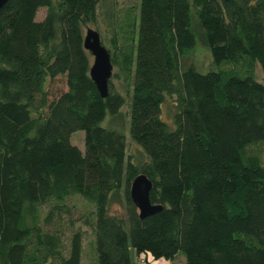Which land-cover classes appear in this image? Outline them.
Here are the masks:
<instances>
[{
	"label": "trees",
	"instance_id": "obj_1",
	"mask_svg": "<svg viewBox=\"0 0 264 264\" xmlns=\"http://www.w3.org/2000/svg\"><path fill=\"white\" fill-rule=\"evenodd\" d=\"M100 1L0 7V264H81L71 196L92 207L76 221L91 228L97 264L178 252L184 264H264V162L246 152L264 141V83L253 74L256 63L264 79V0H139L137 21L127 16L120 40L103 45L128 93L124 123L122 94L108 80L99 95L82 47ZM198 29L214 71L182 63ZM58 77L65 88L51 93ZM78 130L82 150L70 142ZM139 173L161 206L142 219L128 194Z\"/></svg>",
	"mask_w": 264,
	"mask_h": 264
},
{
	"label": "rangeland",
	"instance_id": "obj_2",
	"mask_svg": "<svg viewBox=\"0 0 264 264\" xmlns=\"http://www.w3.org/2000/svg\"><path fill=\"white\" fill-rule=\"evenodd\" d=\"M139 0H101L98 5V13H97V20L96 23H87L86 25L81 26L82 34L85 32L86 27H90L96 30L99 34L100 41L102 45H104L109 50L111 47L109 46V39L111 35L117 33L116 38L120 37L119 28L118 26L121 23H124V19L127 16L137 21V6ZM44 9L39 10L36 13V19L41 18L43 16ZM193 26L197 27L194 21ZM198 38L196 46L186 52L183 56L182 63L184 65H192L194 69L198 72H206V71H214L218 67V65L214 64L211 59V55L209 53L208 47L205 46L202 36L200 35V31L198 29ZM120 40V38H119ZM91 62V56L89 58ZM117 71L115 67H112V74L110 76V82L112 83L114 90L118 91L122 94L124 98V104L120 108L122 113V117L124 118L123 123L125 122V117L127 115V100H128V93L124 90V85L120 82V79H117L113 76L114 72ZM253 74L254 77L264 83V79L262 73L260 71L259 66L254 63L253 64ZM64 82L61 77L51 81L49 83V90L52 92L57 93L58 90L64 89ZM161 114L163 118L168 119V114L170 109L168 108L167 103H163L161 107ZM101 126L107 127V119L104 118L100 122ZM82 137L83 132L81 130L75 131L70 136V142L76 145L80 150L83 149L82 147ZM247 153L256 154L260 158L261 162H264V141L258 144H254L252 146L247 147ZM126 153L131 158V160L135 163L141 162L145 159V155L142 151L137 147L132 141L128 139L126 136ZM67 205L70 206L71 211V218L74 221V227L81 226L84 230L83 232V249H82V258L81 264H97L96 255L94 251V236L92 234L91 228H88L82 225L81 221H76L78 216L88 215L90 217V213L92 207L84 202L78 196H71L68 201ZM119 205V204H118ZM118 205H115L118 207ZM41 212L43 213L45 207L40 208ZM121 215H123V210L121 206L118 208ZM92 219V217H90ZM92 240V246H91ZM179 255H176L172 261H167L163 259L153 260L149 255H137L132 254L131 264H184L182 255L178 252Z\"/></svg>",
	"mask_w": 264,
	"mask_h": 264
},
{
	"label": "water",
	"instance_id": "obj_3",
	"mask_svg": "<svg viewBox=\"0 0 264 264\" xmlns=\"http://www.w3.org/2000/svg\"><path fill=\"white\" fill-rule=\"evenodd\" d=\"M6 0H0V7ZM82 47L91 56L88 67V76L92 80L101 97L107 93L108 80L112 74V64L108 50L102 45L99 34L96 30L86 27L82 36ZM150 180L142 173L133 177L130 181L128 194L129 198L137 210L140 219L158 211L161 206L151 203L149 191L151 189Z\"/></svg>",
	"mask_w": 264,
	"mask_h": 264
}]
</instances>
